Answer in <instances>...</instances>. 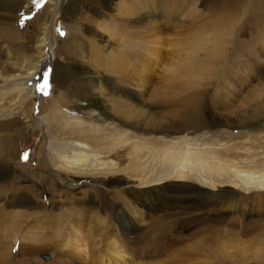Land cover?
I'll return each instance as SVG.
<instances>
[{
	"label": "bare ground",
	"instance_id": "bare-ground-1",
	"mask_svg": "<svg viewBox=\"0 0 264 264\" xmlns=\"http://www.w3.org/2000/svg\"><path fill=\"white\" fill-rule=\"evenodd\" d=\"M37 1L0 0V121L15 117L18 134L41 130L47 168L45 173L19 177L8 161L7 147L5 154H0V211L5 205L19 203L29 205L31 215L44 212V217L51 219V246L55 254L61 253L55 264H70L76 258L79 264H93L98 257L104 263L122 261L125 255L119 246L113 248L111 258L106 254L115 241L110 240L109 247L105 246L98 255L91 249L85 251L81 241L84 224L94 226L91 245L100 241L112 225L127 232L129 240L140 239L130 228L133 222L129 216L120 210H107L108 200L122 199L128 210L139 213L145 222L154 219L158 226L168 225L164 221L168 219L177 226L185 221L191 224L199 214L209 222L214 211L213 221L223 223L232 214L244 223L241 227H248L252 243L261 245L252 252L251 259L264 264V219L254 217L256 211L264 212V81L250 95L237 99L235 92L246 82L240 74L232 75L231 65L226 70L229 56L241 54L242 59L233 63L245 70V77L250 79L254 73L264 79V0H246L245 8L240 5L244 0L214 3V27H197L190 32L175 29L181 28L187 13L200 17L202 10H197L196 2L204 10L210 6L205 5L207 0H64V5L63 0H41L40 22L34 34L36 53L26 56L22 43L27 33L16 27V18L24 9L36 7ZM56 8L70 32L69 37L57 42L51 41V31L43 34ZM126 20L138 25L140 43L126 44L120 63L114 61L106 68L109 53L102 54L100 50L112 43V32L107 35L109 23L117 22L118 26ZM249 31L250 39H240ZM87 35L93 39L88 50L93 51L89 53L94 58L88 60L90 63L76 59L77 49L71 51ZM50 54L56 56L57 62L51 65V76H47ZM133 59L144 61L143 69L137 70ZM221 62L227 64L223 86L209 95L203 82L217 79ZM155 67H161L163 89L157 87L147 94L145 74L149 69L155 74ZM16 70L26 74L15 75ZM186 76L197 78L193 88H188ZM45 79L51 84L50 95L34 117L31 101ZM176 87H186L189 92L184 89L183 95L174 94ZM137 89L145 93L146 99L133 93ZM233 103L236 106L220 110ZM3 122L0 131L13 129ZM47 193L48 209L40 202ZM68 197H74V203L99 206L112 212L111 216L105 220L94 212L85 221L86 212L91 210L84 207L71 213L60 208L55 212L56 202L62 204ZM29 213L24 209L5 213L10 220L2 235L6 244L0 246V264H11L10 250L17 234L31 219ZM65 225L72 232L68 235L71 241L63 238L61 228ZM36 226L24 231L22 242L28 244L21 242L23 254L30 253L28 249L33 253L38 250L37 236L29 232L40 229ZM222 234L223 240L230 238L227 230ZM68 245L75 255L65 253ZM102 245L101 242L99 247ZM226 246L222 258L236 259L224 254L229 249ZM241 259H245L244 255Z\"/></svg>",
	"mask_w": 264,
	"mask_h": 264
},
{
	"label": "rangeland",
	"instance_id": "rangeland-1",
	"mask_svg": "<svg viewBox=\"0 0 264 264\" xmlns=\"http://www.w3.org/2000/svg\"><path fill=\"white\" fill-rule=\"evenodd\" d=\"M40 1L41 0H38L36 2V4H35V5H37L36 7L32 8V9H24V11L20 12L16 18V27L19 29L20 32H26L27 33L26 40L23 41V43H22V47L24 49V53H26V56L27 55L30 56L31 54L35 55V53H36L35 47H34L36 36L34 34H35V30H36V28H38V24L40 22L39 21V15H40L39 13L41 11V8L38 7V5H40L39 4ZM245 2H246V0H244L242 3H240V5H242V8H245V4H246ZM207 3H209L210 6H207L203 10L201 7H199V5H197V2H196L197 10H202L200 17H197L196 15H192V14L190 15L187 13L188 16L184 18L185 21H182L181 28L178 27L175 30L176 31L178 30L179 32H183V31L187 30V32H190L189 29H193V28H197V27H200L202 29L203 28L209 29V28L214 27V21L217 18V15L215 16V13H213L214 9L211 7V5H213L214 3H216V4H224V3L222 0H214V1L213 0L212 1L207 0L205 2V5ZM64 4H66V2L63 0L62 5H64ZM257 4H259V3H257ZM59 8H61V7H59ZM238 15H239V12L237 13V16ZM112 22L113 21H111L109 23L110 24L109 26L111 29L109 28L110 32H108V34H107V35H109L112 32L111 33V36H112L111 42L112 43L107 44L104 49H101V46L98 47L101 49L100 51H102V54H106V52H107V54L109 53L108 54L109 56L105 55V56H107V58L109 57V59L107 60L108 64L105 63V66L107 65L106 68H108V66L110 67V64H113L114 61H116V64L120 63L119 62L120 57L124 52H126V48H127L129 43L134 45V46H136L138 43H140L139 42L140 41V39H139V28L136 27L138 25L135 22L130 20L127 22H123L124 24H119L120 26L119 25L117 26V22H115V23L114 22L112 23ZM133 23L136 25H134ZM179 29H181V30H179ZM193 30H195V29H193ZM50 31L53 34L52 35L53 38L51 41H53V40H55L56 42L62 41L67 36L69 37V35H70L68 27L66 26V22H64L63 15L58 12L57 8L50 14V16L47 20V23L44 26L43 34L45 36L49 35ZM82 35H83V33H82ZM239 37L242 40L250 39L251 38V32L249 31L248 35H241ZM243 37H245V38H243ZM246 37H249V38H246ZM68 42H71V41L69 40ZM73 42L75 43V41H72L71 44L74 46ZM90 43L92 45L93 39H92V37L87 35V37L84 38L83 42L79 43L75 48L71 49V51L77 49V54L75 55L77 60L85 62V63H87V62L90 63L88 60L94 59L92 56L89 55V53H91V55L93 54L92 49L88 53ZM126 44H127V46L125 48ZM246 50H247V48H246ZM104 51H106V52H104ZM240 55L241 54H238V55L232 54L231 56H229V58L227 60L228 61L227 64L228 63L229 64L226 67V70H228V68L230 67L229 65H231V67L234 69V71L232 72V75L233 74H240L243 77L244 82H246L245 86L240 88V91L235 92L236 93L235 97L237 99L244 98L248 94L250 95L253 92V90H256L259 87V85L264 81V79L261 78L262 75L257 77L256 75H254V73L252 75V78H250V79H247L245 77L246 76L245 70L244 69L239 70L238 67H236V65L233 63L234 61H240L239 59H242L243 56H240ZM49 56H50L49 60H50L51 64L49 62H48V64L51 67V65L53 63L57 62V59H56V56L53 57V55H51V54ZM73 56H74V54H73ZM105 56H104V58H105ZM131 57H133V56H131ZM35 59H37V58H35ZM133 60H134V66L136 67L137 70L140 71L141 69H143L144 61L139 62L138 59L137 60L133 59ZM227 64H224L223 62H221V65H223V66H222V68L220 67L218 70L219 74L217 73L218 74L217 79L210 78L208 80L207 79L204 80L203 84H204L206 91H208L207 93L209 95H213L214 93L216 94L217 91H219L220 88L223 86L222 85V81H223L222 78L224 77V75H223L224 67ZM238 64H240V62H238ZM44 69L45 68H43L42 70H44ZM160 69H161V67L160 68H157V67L153 68L155 74H153L150 69L146 72V74H145L147 77L146 81L148 82L147 94L151 90H153L154 88L156 89L157 87L160 88V86H163L162 81H161V79H162L161 75L163 73L162 72L160 73ZM13 74L22 77L26 73L21 72L19 70H16L13 72ZM51 74H52V67H51V70H49L47 76H49V75L51 76ZM226 74H227V71H226ZM257 74L259 75V73H257ZM110 76H112V75H110ZM216 76L217 75H215L214 77H216ZM184 80L188 83V88L190 86H191L190 88H193L197 82V78H193L191 76L184 77ZM110 84L113 87H114V85L117 86L116 84L113 85V82H111ZM50 85L51 84H48V86H50ZM160 89H163V88L161 87ZM176 89L177 90L174 94L182 93V95H183L182 91H184V89L177 88V87H176ZM179 89H181V91ZM48 90H49V87L44 88L43 90H41V88H40V90H37V93L36 92L34 93L32 101H31L32 107H33L32 115L34 117H36V115L38 114V112H36V110H38V107L44 103V100L48 99V97L50 95ZM133 90H136V89H133ZM185 91H186V93L189 92V90L187 91V89H185ZM133 93L138 98H140V97L144 98L145 97V99H146V97H147L145 95V93L142 94L138 89H137V91H133ZM225 105H227V104H225ZM225 105L222 107V109H220V107H219V109L222 112H225L228 109L236 106L234 103H233V105L227 106V107ZM223 108H225V110ZM2 122L3 121H0V123H2ZM33 122L35 124L36 120L34 119ZM3 123H9L11 125V127L13 128L11 131H8V130L0 131V143H1L0 154L3 155L2 152H4V154H5V149L8 147V151H7L6 156L8 157V161L10 163L12 170L19 177H22V178L23 177H29L30 174H32V173H34V174L45 173L46 168H47V165H46L47 163H46L45 158H44L45 152H46V149H45L46 147H45V141L42 137V131L38 130L37 133H34L33 130H27V131H22V133L18 134L17 121H16L15 117H9L8 119L6 118ZM3 147H5L4 150H3ZM42 187L44 188L43 185H42ZM55 189H56V187H55ZM49 199H50V195L47 193L44 196H42L41 201H40L43 204L45 203L46 209L49 208V202H48ZM107 202H109V205L107 206L108 207L107 210L112 211V212L114 210H120L122 215L125 214V215L129 216V219H131V221L133 222V226L130 228H131L132 232H136L138 238H140V239L137 241H135L136 238L134 240H129V238L127 237L128 235H126L127 232L123 233L122 230L119 229L118 225L117 226L112 225L114 227L108 228L106 235L103 238H101L100 241L97 240V241H95L94 245H91L89 243L90 240L92 239L91 238V231H92L91 228L94 226L84 224L82 226V233L83 232L84 233L81 235V241H83L85 246H86L85 251L91 249V250L95 251L96 255H98L97 252H103L102 249L105 246H108L107 243H110L111 241H113V242L115 241L116 244L111 243L113 246H110V247L108 246L109 250L106 251L107 252L106 254H107V256H109L111 258V256L114 255L113 252H115L113 248L119 246L120 247V248L118 247L119 250L121 251V249H122L123 250L122 253L125 256L123 257L122 261L118 262L117 264H132V262H137V261L139 262V264L140 263L141 264L142 263L143 264H150V263L151 264H155V263L163 264L164 261H165L164 264H205V263L206 264H232V263L233 264H258L256 261L251 259V256L254 255L253 254L254 250L256 252V249L261 246L260 243H252V240L249 239L250 235L247 234L248 230H246V228H248V227H246V228L241 227L242 224H244V223H240L241 221H239V219H237L232 214H229L227 216L226 222H223V223H219V221H213V217H214V215H216V212L214 211L213 214L211 215V219L209 222H206L204 219H202V217H203L202 214H199L195 218L196 222H192L191 224H185V222H186L185 221L184 225L182 224V225L177 226L173 222L170 223L171 219L170 220L168 219V220H164L165 222H168V225L162 224V225L158 226V225L154 224V221H153L154 219L148 220L145 222V220L140 216L139 213L131 211V209L128 210L127 207L125 206V204L122 202V199H112V201L108 200ZM0 203L2 205L3 200H1ZM55 207H56L55 212L58 211V209L60 208L59 210L65 209L68 211V213H71L73 211H77L82 207L88 208L91 210L92 213L90 211L86 212L85 217H84L85 221L89 220V218H90L89 216H92L94 214V212L97 213L99 216L103 217L105 220H107L108 217L111 216L110 214L112 213L111 212L109 214V213L105 212L104 209H101L99 206H93L92 204L89 205V203H84V204L79 203V202L74 203V197H68L64 201V203H62V204H59L58 202H56ZM23 209H24V212H27V213H29V211L31 210L29 205L15 203V205H13V206H9V205L6 206L5 205V207L0 211V246L6 244L4 242L5 240L2 239V235L7 232V231H5L6 230L5 228L8 225V222L10 220L8 218L9 215L6 216L5 213L11 214V211L12 212L16 211V210L21 211ZM110 209H112V210H110ZM126 211H129L130 214H126ZM29 214H30V218L31 219L33 218V219L32 220L29 219V222L26 223L22 227V229L20 230V232L17 234L16 238L14 239L13 247L10 250V256L12 259L11 264H55V262H56L55 259L60 258L61 253L58 251L59 254H55V251L53 250V248L51 246V244H52L51 243V234L49 232L50 226L48 224V222H49L48 220L51 221V219H49L48 217H44L45 216L44 212H42L40 214L36 213L33 215H31V213H29ZM79 215L81 216V213H79ZM87 217H89V218H87ZM254 217L255 218L260 217L261 219H264V212L262 214H259V212L256 211V214ZM40 220H42V222ZM37 221H40L39 224ZM231 221H233V223H231ZM143 222H145V223H143ZM149 222L151 225L149 224ZM40 223H41V225H40ZM27 224H29L30 226L27 227ZM36 225H39L40 229L37 228L38 230H33V231L31 230L29 232L34 235L33 237L37 236L36 238H37L38 243H36V246L38 247V250L36 253H33V252H31V250L28 249L27 252L29 251L30 253H24L23 254L20 251V245L22 242V238L25 235L24 231L27 230L26 228H30V227L36 228L37 227ZM148 225L151 226V228ZM66 227H67V225H65L63 229L61 228V232L64 233L63 238L65 237L66 241L67 240L69 241V239L71 241V238H69V236H68L70 234L71 230L69 231L68 228H66ZM136 229L138 231H136ZM85 230H86V232H85ZM89 230H90V236H89ZM223 230L224 231L227 230L228 232H230V238H229L230 240L229 239L223 240L224 239L223 234H222ZM145 231H147V232H145ZM231 231H233V232H231ZM141 232H142V234H141ZM147 233H148V235H146ZM249 233H252V232H249ZM32 234H31V236H32ZM107 234H109V235L107 236ZM38 235H41V237ZM43 236H44V238H43ZM66 236H68V237H66ZM231 236H233V237L231 238ZM107 237H109V238H107ZM39 238H41V239L39 240ZM142 238H144L145 240ZM147 238H148V240H146ZM97 239H100V236L97 237ZM116 240L119 243L116 242ZM128 240L130 241V243ZM42 241H44V242L41 243ZM126 241H127V243H126ZM26 242L27 241H23L22 244H25V245L28 244V242L27 243ZM101 242L103 243V245L99 247V244L101 245ZM225 242L226 243L229 242V243L226 244ZM223 243H225V244H223ZM105 244H107V245H105ZM224 245L225 246L227 245L226 247L229 248L227 250L225 249L224 254L228 257L229 256H234V258L237 257L238 259L236 258V259L230 260L226 257L222 258L221 252L224 251L223 250ZM28 247L30 248L29 245H28ZM69 247H70V245H68V249H69ZM93 248H95V249H93ZM68 249L67 248L64 249L65 253H71L72 255H75L71 249H69V250ZM124 249L126 250V252H124L125 251ZM220 249H221V251H220ZM53 251H54V253H53ZM66 251H69V252H66ZM219 251H220V253H219ZM127 253H129V254H127ZM126 255H128V257H126ZM239 255H241L242 257L244 255L245 259H241V256L239 257ZM95 257H97V256H95ZM68 258L69 259L71 258V260L74 261V257L73 256L71 257L70 254H69ZM77 259L78 258L75 259V262L71 261L72 263H70V264L81 263ZM6 264H10V262L8 261ZM93 264H113V263L112 262L104 263V261L102 262V260L98 257L96 259V262Z\"/></svg>",
	"mask_w": 264,
	"mask_h": 264
},
{
	"label": "snow or ice",
	"instance_id": "snow-or-ice-1",
	"mask_svg": "<svg viewBox=\"0 0 264 264\" xmlns=\"http://www.w3.org/2000/svg\"><path fill=\"white\" fill-rule=\"evenodd\" d=\"M48 87V83H47V79H45V84L42 86V89L43 90L44 88H47Z\"/></svg>",
	"mask_w": 264,
	"mask_h": 264
}]
</instances>
